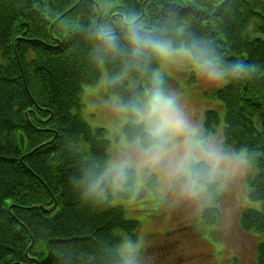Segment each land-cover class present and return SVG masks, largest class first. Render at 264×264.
Returning a JSON list of instances; mask_svg holds the SVG:
<instances>
[{
  "label": "trees",
  "instance_id": "trees-1",
  "mask_svg": "<svg viewBox=\"0 0 264 264\" xmlns=\"http://www.w3.org/2000/svg\"><path fill=\"white\" fill-rule=\"evenodd\" d=\"M166 41L227 79L213 92L226 105L218 140L244 151L254 170L249 197L261 206L244 209L239 222L260 235L264 264V0H0V264H127L118 232L135 241L139 221L113 201L127 198L133 170L124 192L108 193L110 142L83 119L81 96L104 64L106 93L127 111L125 137L145 149L160 144L139 111L164 88L156 70ZM219 118L205 111V130L216 132ZM210 171L208 161L191 166L219 203ZM219 210H203L207 224Z\"/></svg>",
  "mask_w": 264,
  "mask_h": 264
},
{
  "label": "rangeland",
  "instance_id": "rangeland-1",
  "mask_svg": "<svg viewBox=\"0 0 264 264\" xmlns=\"http://www.w3.org/2000/svg\"><path fill=\"white\" fill-rule=\"evenodd\" d=\"M249 23L248 34L255 37L259 21ZM157 49L162 60L156 75L165 77L164 88L153 103L139 111V120L148 132L158 134L162 143L145 149L139 138L125 137L127 111L116 95L106 93L104 64L99 81L86 86L81 96L83 119L93 129L104 127L110 142L105 171L113 181L108 193L124 192L126 170H133L134 181L127 198L113 201L124 208L125 217L139 221L135 241L126 238L125 232H118L123 238L120 249L125 251L126 262L258 264L253 249L256 245L257 250L260 235L255 230H243L239 222L244 209L261 206L249 197L247 179L254 170L244 151L238 153L227 148L223 139L218 140L219 134L223 135L226 105L213 92L227 79L217 65H198L189 51L173 49L168 41ZM209 109L220 116L216 132L205 130V111ZM201 161L211 164L215 176L210 182L216 179L214 192L219 203H214L192 178L191 166ZM104 191L102 195H106ZM184 202L188 207L185 213ZM208 206L220 208V217L213 225L205 220L210 216L203 219V210Z\"/></svg>",
  "mask_w": 264,
  "mask_h": 264
}]
</instances>
